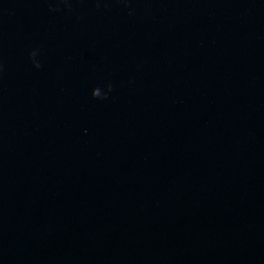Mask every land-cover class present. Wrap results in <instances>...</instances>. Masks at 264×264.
<instances>
[{
    "label": "water",
    "instance_id": "95a60500",
    "mask_svg": "<svg viewBox=\"0 0 264 264\" xmlns=\"http://www.w3.org/2000/svg\"><path fill=\"white\" fill-rule=\"evenodd\" d=\"M0 264H264V0H0Z\"/></svg>",
    "mask_w": 264,
    "mask_h": 264
},
{
    "label": "clouds",
    "instance_id": "9594fccd",
    "mask_svg": "<svg viewBox=\"0 0 264 264\" xmlns=\"http://www.w3.org/2000/svg\"><path fill=\"white\" fill-rule=\"evenodd\" d=\"M30 58L32 59V63L34 65V67L36 68H40L41 65L35 60V56H36V52L35 51H32L30 54H29ZM112 91V85L111 83H109L107 85V92H110ZM107 92H102L101 91V88L100 87H95L93 88L92 90V96L94 98H99V99H107Z\"/></svg>",
    "mask_w": 264,
    "mask_h": 264
}]
</instances>
